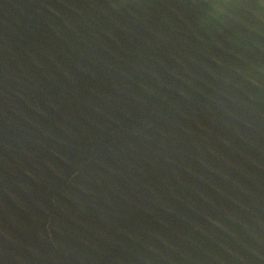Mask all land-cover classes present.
<instances>
[{"label": "water", "instance_id": "1", "mask_svg": "<svg viewBox=\"0 0 264 264\" xmlns=\"http://www.w3.org/2000/svg\"><path fill=\"white\" fill-rule=\"evenodd\" d=\"M0 264H264V0H0Z\"/></svg>", "mask_w": 264, "mask_h": 264}]
</instances>
